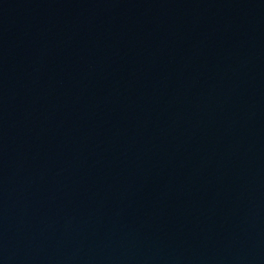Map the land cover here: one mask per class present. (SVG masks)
<instances>
[{
  "label": "water",
  "instance_id": "water-1",
  "mask_svg": "<svg viewBox=\"0 0 264 264\" xmlns=\"http://www.w3.org/2000/svg\"><path fill=\"white\" fill-rule=\"evenodd\" d=\"M0 264H264V0H0Z\"/></svg>",
  "mask_w": 264,
  "mask_h": 264
}]
</instances>
